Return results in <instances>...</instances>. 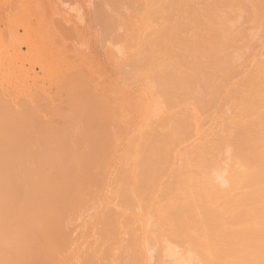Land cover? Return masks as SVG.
<instances>
[{
    "label": "rangeland",
    "instance_id": "rangeland-1",
    "mask_svg": "<svg viewBox=\"0 0 264 264\" xmlns=\"http://www.w3.org/2000/svg\"><path fill=\"white\" fill-rule=\"evenodd\" d=\"M239 1L241 0H0V36L5 37H2L3 42L7 40L11 48L5 42L0 44L6 45L10 50L9 55L15 46L21 45L22 52L19 60L22 66L18 60L6 64L10 68L8 80L14 77L12 73L16 77L20 76V73H16L17 67H33L39 73L37 86L45 82L48 89L51 84L50 92L53 90L52 97L49 95L51 99L44 93L43 97L36 98L37 102L34 98L35 105L33 101L30 104L25 97L20 98L15 103L21 104L19 111L17 108V111L13 109L14 103L9 98H0V253L8 251L3 260L5 264H173L176 257L171 260L167 254L171 250L168 251L167 248L173 251L175 249L180 255L183 252L188 254L187 241L176 242L180 238L169 235L168 228L162 226L165 233L159 226L158 211L166 208L173 197L182 193L179 181L184 177L176 180V171L182 172L180 176L185 175L187 178L189 174L193 175L189 177H195V174L200 177L198 174L203 169L201 166L204 167L203 164L207 163L204 156L198 157V162L195 160L191 164L183 159L187 157V153H195L194 148L198 147L196 144L203 145L209 136H220L221 127L224 129L230 126L228 121L234 119L233 115H224V119L218 108H214V105L212 107L211 103V106L207 104L214 93L206 87L210 77H214L213 80L217 81L216 84L224 92L230 83L225 84L226 89L223 87L222 82L225 74L228 75V70H214L209 65L210 60L215 58V54L221 60L240 58L235 60L236 63L231 61L235 70L231 71V76L235 75L232 85L236 86V83H241L246 67L250 66L249 61L253 62L256 57L258 59V56L264 54L263 6L259 10L260 22L254 23L250 20L251 6L247 9L241 7ZM257 1L264 5V0ZM192 5L197 10L192 15L199 19L192 15L181 18L177 16L179 11L184 13ZM205 10L208 11V16L202 13ZM194 18L200 21L194 23ZM217 20L221 21L220 26H217L218 23L215 26L212 24ZM183 21L189 24L193 21L196 25L192 23L187 28L192 30L195 27V33L190 29H187L190 32L181 30L177 34L178 39L176 38L178 44L170 46L172 51L166 49L167 54L161 53L157 61H147L156 49V40L173 34L175 23ZM211 24L217 28V38L223 43L221 50L219 44L217 49L213 47L215 52H212L213 48L210 46L207 51L212 50L211 53H205L199 36L200 33H206ZM24 27L29 30L28 37H25ZM16 29L18 35L14 39L10 34ZM241 32L243 34L240 35ZM245 36L252 40H244ZM24 37L27 41L33 37V40L28 41H32L31 43L39 41L34 45V54H28V42ZM37 51L45 54L43 58ZM23 56L26 57L23 59ZM204 56H207L206 59ZM40 63L49 66L47 71L40 70ZM173 64L178 66L172 68ZM172 73L177 74L175 81H181V86L173 84ZM156 75L161 76L155 79ZM159 79L162 81L159 82ZM184 82H189L191 88ZM28 84L31 86L33 82ZM198 89L200 93L197 92ZM198 100H203L206 105L199 104ZM229 103L226 102L228 105ZM189 112L196 116L188 115ZM187 117L198 122L197 130L195 121L193 125ZM184 118L190 123L189 127L195 126L192 130L197 131L198 135L193 131L194 135L190 136L187 133L188 127L186 132H182L185 138L178 136L179 139L173 140L181 142L173 145L170 138L177 136L176 129L179 126L177 127L176 122H181ZM221 118L223 121L227 118L228 121L222 123ZM225 123L226 126H223ZM211 124L216 125L211 127ZM200 126L206 128L199 131ZM216 127H219L218 130ZM212 128L217 130L215 134ZM158 135H163L171 142H167L165 147L168 153L165 154L164 163L153 166V172L152 169L149 171L151 176L155 173L158 176L157 173L160 172L158 179L155 178V184L153 183L155 187L140 193L138 183L141 164L149 162V158H154V155L157 156L155 151L159 147L158 141L163 137L155 138ZM150 140L153 145L146 152L143 148ZM225 142L226 145L220 143L218 146L221 153L215 161L219 168L228 165V160L229 164L235 160L230 155L231 146L227 148V143L230 142ZM192 147V152L189 153L187 149L191 150ZM226 151H229L228 154ZM205 158L210 161L212 156ZM152 213L155 220L152 219ZM156 215L159 216L158 221ZM156 222L159 223L158 230L155 228ZM149 228L152 230V237L148 235ZM160 229L164 231V238ZM158 232L161 236L157 235ZM156 237L161 240L160 245ZM162 238L165 240L162 241ZM163 256L171 261H166ZM182 256L184 258V254Z\"/></svg>",
    "mask_w": 264,
    "mask_h": 264
},
{
    "label": "bare ground",
    "instance_id": "bare-ground-1",
    "mask_svg": "<svg viewBox=\"0 0 264 264\" xmlns=\"http://www.w3.org/2000/svg\"><path fill=\"white\" fill-rule=\"evenodd\" d=\"M239 2H240L241 7H245L246 9H247L248 6H251V8H250L249 11H251V13H252V15H250V20L252 22H254V23L260 22L259 21L260 19H259L258 16H259V10L261 9L262 6H263V9H264L263 3L261 4V2H260V4H259L257 0H241ZM223 5H224V3H223ZM172 9H173V7H172ZM238 9H239V6H238ZM196 11L197 10L195 8H193V5H192V8H190L186 12L183 13V12H180L179 11L178 13L177 12L176 13H177V16L179 18H181V16L182 17L183 16L191 17V15L194 12L197 13ZM155 12H156V10H155ZM207 12L205 10V12H202V13L203 14L206 13V16H208L209 14ZM187 15H189V16H187ZM192 16H194V15H192ZM195 18L193 19L194 23L196 21H200V20H195ZM193 21L190 24L187 21L180 22L179 24H178V22H176L175 25L173 26V34H170L168 37L165 36L163 38H160V39H157L156 40L157 42L154 45V46H156V49L154 51H152V54H151L150 58H148L147 61H150V62L157 61L161 53H165L166 52V54H167V50L168 49L172 51V49H170V46L171 45L174 46L175 43L178 42L177 41V39H178L177 34L181 30L184 31L185 29L186 30L187 29H190V28H187V26L188 25L190 26L193 23ZM219 22H221V21L220 20L219 21L217 20V22H215V23L213 22L212 24L213 25L214 24L217 25V23H218L217 26H220L221 23H219ZM194 23H193V25H194ZM212 24L209 25V29L207 30L206 33H203V34L200 33V36H199L200 37V40L202 39V41H203V42L201 41V43H203V45H204L203 46V50H204L205 53H209L210 50L207 51V49H210V46L212 48L214 47L215 49H217L218 48L217 45L220 44L219 45V48H220V46L222 47L221 44L223 43V42H221L220 38H217V35L219 36V33L215 30V29H217L216 27H214L215 25L212 26ZM197 25H199V24H197ZM194 29L196 30L195 27H194ZM194 29H192V30H194ZM192 30H191V32H192ZM195 30H194V33H195ZM28 31L29 30L26 27H24L25 35L28 34ZM187 31H189V30H187ZM250 32H251V30H250ZM13 33H15V35ZM241 34H243V33L241 32L240 35ZM10 35L11 36L13 35L14 36V39L15 38L17 39V35H18L17 29H16L15 32L12 31V33ZM240 35H238L237 37H239V38L242 39V36L240 37ZM197 36H198V32H197ZM2 37H4V36L1 35L0 36V39H2ZM25 37H28V35L25 36ZM243 37H244V35H243ZM231 38L233 39V37H231ZM248 38L249 37L246 38V36H245V38H243V39L245 40V39H248ZM4 39H5V37H4ZM4 39H2V41L0 43H2ZM31 39L33 40V37L30 38V39H28V41L31 40ZM228 39H229V36H228ZM249 40L251 41L252 38H249ZM6 41L7 40H5L4 42L7 44L8 42H6ZM25 41H27L26 38H25ZM222 41H224V40H222ZM250 41H248V42H250ZM4 42H3V44H5ZM31 42H28V46H27V50H28V54L29 55L34 54V52L36 51L35 50L36 47L34 45H37V43L39 41L36 44L35 43H31ZM237 42H239V41H237ZM7 45H8L7 47H9L10 44H7ZM236 45H237V43H236ZM5 46L6 45L0 44V76H1V78H0V98H2V99L9 98V101H11L12 104L14 103L13 105L15 106V108L12 106L13 109H16L17 108L18 111H19V110H21V109H19L21 104L20 105L17 104L18 105L17 106L15 103L16 102H19L17 100H21L20 98H22V97H23L22 99L27 98L26 100L28 102H30V104L33 101L32 103H34V105H35V102H37L36 101V98L43 97V95H42L43 93L46 94V95H48V96L49 95L51 96L52 93H53L52 92L53 91L52 90L53 88L51 89L52 90L51 91L52 93L49 90L51 88V84L49 85L50 86L49 89L45 85V82L42 83L41 85L39 84L40 86H37L38 85V79H39L38 78V74L39 73L37 74L36 71L33 69V67L32 68H29L28 67V69H23V67H17L16 68L17 69L16 73L17 72L20 73V76H17L16 77L15 74L12 73V75H14V77L11 80H8V79H10L8 77V74H9L8 71H9L10 68L8 69V66L9 65L6 66V64H12V62H14L16 60L19 61L22 58V56H21V53L22 52H21V48H20L21 45H20V47L15 46L16 48L13 46L14 47V49L12 48L13 49L12 50L13 52L9 55V53H10L9 52L10 51L9 49L11 47H9V49H8ZM232 46H233V44H232ZM248 46L250 47V44L247 45V48H248ZM39 47L40 46H38V49H40ZM186 47H188V45ZM214 48L212 49L213 51L211 50L212 52H215ZM227 48H229V47H227ZM220 50H221V48H220ZM211 51H210V53H211ZM37 52L41 55V58H43V55H45L41 51H37ZM222 52H223V49H222ZM168 53H170V52L168 51ZM216 55L217 54H215V56H214L215 58H213V60H210L211 63H209V65H211V67L213 69L215 68L214 70L222 69L223 72H224V70H228V71L230 70L229 73H228V71H226L228 75L225 74L224 81L222 82V83H224L223 84V87L225 88L227 86V85L225 86V84H228L229 81H230V83L232 85V79L235 76V75L233 76V74L231 76V71L234 70L233 69L232 62H233V60L235 62V60L240 59V58H237L236 57L237 59H233V60H231L232 61L231 62L228 59L225 60L224 58H223L224 60L223 59L221 60V58L218 57L219 55L217 57H216ZM263 55L264 54L262 53V55H260V56H263ZM212 56H210V57H212ZM238 56L240 57V54ZM260 56H258V59L256 57V60L253 61V62H251V60L249 61L250 64H248V65H250V66H248L249 68L246 67L245 70H247V71H244L243 72L245 75L244 76L242 75L243 76V79H241L242 81L240 80L241 83H239V84L236 83V86H234V84L231 86L230 83H229L228 85L230 86L231 89H229V86H228L226 88L229 89V90H227L225 88L226 89L225 92H224V89L222 90V88H219V86L216 84L217 81L215 82L213 80L214 77H210V80L207 82V86L206 87H207L208 91L210 90V91H213L214 92V93L212 92L213 93V95H212L213 97L210 95L212 97V99H211L212 101L209 100V102H207V104L211 103L212 107L214 105V108H218L220 114L223 117H224V115H229V116L230 115H233V118L234 119L233 120L232 119L230 120V118H232V116H231L228 119L230 121H228L227 120L228 116H226L227 118L224 121H226V122L228 121V123H229L230 126H226V123H225V124H223V126L225 125L226 127L223 129L221 127V125H220L221 131H219V132L222 133V134L220 133V136H219V134L217 136L214 135L215 134V131L217 132V130H218L219 127H216L217 130L215 129V131L213 130L214 128H212V130L214 131V134L213 135L215 137L209 136L206 139L205 142L203 141L205 144L204 143H203V145L196 144L198 147L194 148L196 150L195 153L194 152H193V154H188L187 153V157H185V158L182 157L184 159V161L186 159L188 163H191L192 164L193 162H196L195 160H197V162H198V159H199L198 157H202L203 158V156H204L205 162H207V163L203 164V166L205 165L204 167L201 166V168H203V169L198 174V176H200V177H197L196 174H195V177H189L190 175H192V174H189V176L187 178L184 174H182L184 176H180V173H182V172L175 170L176 171L175 173H176V176H177L176 180L177 179L179 180L180 177H182V178L184 177L183 180H180L179 181V183H180V190H181L182 193H181V195L175 196L173 198L169 196L170 198H172L170 200L169 205L166 208H164L162 206L164 209L158 211V214L160 212V214H159L160 217L156 215L157 216L156 217V221H158L157 220L158 217L160 218L159 219L160 220V225H159V223L156 222L155 228H157V230H158L159 226H161V228H162V226H165L166 228H168L169 235L174 236L176 238L177 237L180 238L179 240L177 239L178 241H176L175 240L176 238L174 239V237H172L176 242H181V241L183 242L184 240H185L184 242L187 241V244L186 243L185 244L188 245L187 246V249H186L187 250L186 251V254L187 253L188 254L185 255V252H183L184 258H182L183 257L182 256L183 254L180 255L174 249L176 247L173 248L174 251L172 249H168L167 248L168 251L171 250L170 253L167 252V254H169L168 257H170V259L173 258V257H176L175 258L176 260L173 258V260H175V262H172L173 264H209V262H210V264H264V57L261 58ZM24 57H26V56H23V59H24ZM38 57H39V55H38ZM206 57L207 56H204L205 59H206ZM223 57H224V55H223ZM233 57H235V56H233ZM193 61H197V60H193ZM19 62H20V64L22 63L21 61H19ZM41 63H42V61H41ZM41 63H40V65H41L40 66V68H41L40 70L42 72L47 71V67H49V66H47L46 63H44V64H41ZM197 63H199V61ZM174 64L172 65L173 66L172 68L176 67V65H177L176 64L174 66ZM237 64H238V61H237ZM178 65H179V63H178ZM21 66H22V64H21ZM179 68L181 69V67H179ZM243 70H240V71H243ZM201 71H203V69ZM11 72L12 71H10V73ZM18 73H17V75H18ZM215 73H216V71H215ZM172 74H174V79L172 80V81H174L173 84H176V85L179 84L180 85L181 84V81H179V80H176L175 81V78H176L177 74L176 75H175V73H172ZM172 74H170V75H172ZM240 75H241V72H240ZM159 76H161V75H158V77ZM181 76H182V74H181ZM194 76H196V75H194ZM217 76L219 77L218 74H217ZM158 77L156 75L155 79L156 78L158 79ZM168 77H170V76H168ZM222 77H223V75H222ZM180 78H182V77H180ZM161 79L165 81L164 78L161 77ZM161 79H159L158 81L159 82L162 81ZM169 79H171V77ZM185 79H183V81H185ZM41 80H43V79H41ZM186 80L188 81V79H186ZM30 81L33 82V85H31V86H29V84H28ZM167 81H169V80H167ZM219 81H221V80H219ZM192 82L193 81H191L190 83L192 84ZM203 82H204V84L206 83L204 81V79H203ZM162 83L163 82H161V85H162ZM184 83H186V82H184ZM188 83H186V84L190 87L191 85H189L190 83L189 84ZM164 84H166V83H164ZM166 85H168V84H166ZM166 85H164V86H166ZM188 90H190V89L188 88ZM204 90H206V89H204ZM197 92H199V89H198ZM195 93H196V91H195ZM203 94H204V92H203ZM206 94H208V93H206ZM39 95H42V96H39ZM50 96H49L48 99H51ZM207 96H209V95H207ZM44 97L47 98L46 96H44ZM34 98H35V102H34ZM225 99H227V100H225ZM226 102L227 103L230 102L229 103L230 107H229L228 104H226ZM5 103H6V101H5ZM197 104H196V106H197ZM199 104H201V105L202 104H205L206 105V102H204L203 100L202 101L200 100L199 101ZM216 104H217L218 107H216ZM223 106H225V108ZM222 107L224 108V110H222ZM226 107L229 108V110H231V111H229L228 109H226ZM197 108H198V106H197ZM17 109H16V111H17ZM190 109H192V107ZM210 109H212V108H210ZM205 110H207V109L205 108ZM188 111H190L189 108H188ZM196 112H198V111H196ZM212 113H209V114L211 115ZM189 114H192V112L191 113L189 112L188 115ZM194 114L195 113H193L192 115H194ZM202 114L203 113H201L200 115H202ZM194 116H196V115H194ZM206 116H207V114H206ZM187 118H188V121L189 120L192 121V119H193V118L192 119L191 118L189 119V117H187ZM203 118H204V116H203ZM204 119H207V117L204 118ZM224 119H225V117H224ZM221 120H222V118H221ZM184 121H186V119L183 120V121H181L182 123L178 121L180 123V125H179L178 122H176V125L178 124L177 127L179 126V129L180 130L179 129L178 130L176 129L177 136H175L173 138H170L171 142L172 141L174 142V144L172 143L173 145H175V143L181 142V141H178V140L176 141V140H173V139H179V137L185 138L184 134L182 135V132H186L187 131V129H188L189 125H190V123H189L190 121L189 122H187V121L184 122ZM194 121H195V119L192 121V124L194 123ZM197 121H198V119H197ZM224 121L222 123H224ZM203 122H206V121H203ZM174 123H175V121H174ZM196 123H198V122L195 121V126L196 127L193 126L194 124L193 125L191 124L192 126L189 127L188 131L190 133L187 131V133L190 136L193 134V131L194 130H192V129H194V127H195L196 130H197V127L199 128V124L197 125ZM201 123L202 122H200V124ZM219 123H220V121H219ZM213 124H211V127L216 125V124L215 125H213ZM204 127L206 128V126H203V128ZM209 127H207V129ZM200 128H201V126H200ZM203 128L199 129V131L202 130ZM190 129L192 131H190ZM207 129H205V130L208 131ZM205 130H204V136L207 135V133L205 134ZM210 131L211 130L209 128V132ZM179 132H180V135L181 136L178 135ZM194 133L196 135H198L197 131H194ZM221 135L226 136V137L223 139V136L221 137ZM162 136L163 135H158L155 138H159V137H162ZM166 136H168V135H166ZM187 137L188 136H186V138ZM196 137H195V139H196ZM168 138H169V136H168ZM225 139L227 140V142H230L229 144L227 143V145H229L227 148H230V146H231L232 152H230V155L235 160H233L232 163L230 161L231 164H229V160H228V162H227L228 165H223V167H225V168H223V167L222 168H219V166H216L217 165V163H216L217 161H215V159L221 153V152L219 153V149H218V146L220 145V143H222V144L224 143V145H226V142H225L226 140ZM150 141L151 142L145 144V146L143 148L144 151H146V150L148 151V148L153 145V141L152 140H150ZM167 142L169 144L171 143V142H169V139H167L164 136L162 138H159V141H158L159 147H158L157 151H155V152H157V156L154 155V158L153 157L152 158H149L150 159V160H148L149 162L141 164L142 166L140 164H137V166L138 165L141 166V168H140L141 171L139 170L141 172L140 173L141 176L139 177L140 179H139V183H138L139 184L140 193L145 192L144 190H146V189L149 190V189H151V187H155L153 185V183L155 184L156 180L158 179L157 177L159 176V173L160 172L157 173L158 176H155L156 173L155 174H152V176H151V173L149 171L153 168V166L160 165V164H162V163L165 162V157H166L165 154L167 152V151H165V149H166L165 147L168 145ZM198 142H199V140H198ZM180 145H181V143L178 145V147ZM155 147H153V148H155ZM185 147L186 146H184V148ZM222 147H224V146H222ZM225 148L226 147H224V149ZM192 149H193V147L191 148V150H188L187 149V151L190 153V151L192 152ZM151 151H152V149H151ZM171 151H173V150H171ZM228 152H227V154H228ZM176 153H178V152H176ZM147 154H149V153H147ZM147 154H146V156H147ZM181 154L183 155V152H181ZM206 156H207L208 159H209V157L212 156V158H210L211 160L210 161L209 160L207 161L206 158H205ZM224 156H226V155H224ZM131 158H132V155H131ZM142 158H144V157H142ZM232 158H230V159H232ZM22 159H23V157H22ZM169 159H168V162H169ZM20 161H21V159H20ZM221 161H220V163H221ZM234 161H235V163H234ZM187 162H185L186 165L188 164ZM199 162L201 163V160ZM164 165H166V164H164ZM174 165H173V167H174ZM180 165L181 164H179V166ZM194 165H196V164H194ZM198 165H199V163H198ZM221 165H222V163L220 164V166ZM170 166H171V164H170ZM179 166H178V168H179ZM187 167H188V165H187ZM137 169H139V168H137ZM175 169H177V168H175ZM173 170H174V168H173ZM182 170H183V168H182ZM198 170H199V168H198ZM152 172H153V169H152ZM163 172H164V170H163ZM137 174H139V172ZM171 174H172V171H171ZM155 178H157V179H155ZM88 180H89V178H88ZM84 182H86V180L83 181V183ZM170 184H169V186H170ZM174 185H175V183H174ZM165 186H167V185L165 184ZM136 189H137V185H136ZM180 190H177L178 193L180 192ZM162 191L164 193V189ZM162 191H161V193H162ZM146 192H147V190H146ZM161 193H160V195H161ZM169 193H168V195H169ZM138 197H139V195H138ZM163 197H165L164 194H163ZM158 199L160 200L161 198H158ZM126 203H127V201H126ZM135 203L137 204L138 202H135ZM141 203H143V202H141ZM145 203H146V201H145ZM142 207H143V205H142ZM155 208L156 207H154V209ZM156 210H158V209H156ZM147 213H148V211H147ZM144 214H145V212H144ZM151 215L153 216L154 214L152 213ZM154 218L155 217L153 216L152 219H154ZM153 226L154 225H152V229H153ZM149 229L148 230L150 232L147 231L149 233V234L148 233L147 234L151 236L152 234H150V233H152L151 232L152 230H151V228H149ZM154 230H156V229H154ZM163 230H161V231H163ZM164 231H163V234H162L163 235L162 236L163 238H164ZM154 232L157 233V231H154ZM165 233H166V231H165ZM159 234H161V233L158 232L157 235H159ZM155 236H156V234H155ZM159 236H161V235H159ZM165 236L167 237L166 234H165ZM151 237H149V238H151ZM153 238H155V237H153ZM163 238H162V241L165 240V239L163 240ZM156 239H158V241H159V238L156 237ZM151 240L153 241L154 239H151ZM170 240H171V238H170ZM158 241H157V243H158ZM160 241L158 243L159 245L161 244ZM152 243H151V246H153ZM155 243L156 242H154V246H156ZM170 244L168 245L169 248L171 246ZM176 244H178V243H176ZM148 245H149V243H148ZM164 245L166 247V244H164ZM148 247H150V245ZM188 247H189L190 250L188 249ZM162 248H163V246H162ZM151 250H153V249H151ZM165 250H166V248L163 249L162 251L164 252ZM149 251H150V249H149ZM181 251H183V250H181ZM7 253H8V251L3 252V253H0L1 254L0 255V264L1 263L2 264H5V262L3 260L6 259V254ZM178 255H180V258H179ZM165 256H167V255H165ZM165 256H163V257L167 261L169 258L167 257L168 259H166ZM186 256H188V257H186ZM121 257L123 258V256H121ZM155 257H157V256L155 255ZM207 257H211V258H207ZM160 259H161V257H160ZM170 259H169V261L172 260V259L171 260ZM166 261H164V262H166ZM122 264H123V262H122ZM169 264H170V262H169Z\"/></svg>",
    "mask_w": 264,
    "mask_h": 264
}]
</instances>
